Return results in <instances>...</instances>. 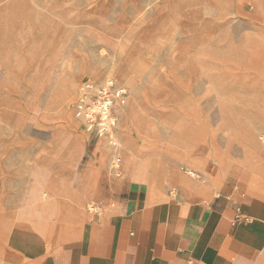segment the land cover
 I'll return each instance as SVG.
<instances>
[{
  "label": "rangeland",
  "instance_id": "rangeland-1",
  "mask_svg": "<svg viewBox=\"0 0 264 264\" xmlns=\"http://www.w3.org/2000/svg\"><path fill=\"white\" fill-rule=\"evenodd\" d=\"M263 3L0 0V252L31 217L110 215L133 185L187 201L173 170L212 198L219 183L245 182L264 164ZM107 78L130 91L116 148L74 115L83 85ZM127 144L160 185L125 174ZM100 167L89 191L85 171ZM45 191L68 211L54 214Z\"/></svg>",
  "mask_w": 264,
  "mask_h": 264
},
{
  "label": "crops",
  "instance_id": "crops-1",
  "mask_svg": "<svg viewBox=\"0 0 264 264\" xmlns=\"http://www.w3.org/2000/svg\"><path fill=\"white\" fill-rule=\"evenodd\" d=\"M127 146L121 145L119 152L122 162L123 157L129 161L125 174L160 185L163 178L152 174L155 168L158 172L156 164L135 166L136 149ZM188 164L184 172L195 177L191 173L198 166ZM101 167L85 171L89 191L99 182ZM173 171L183 193L193 194L187 201L133 185L118 200L117 212L103 217L81 212L73 224L68 222L65 235L59 221L52 225L45 217H31L9 233L0 264H187L189 259L195 264H264V164L243 183H219L213 198L207 185ZM2 226L8 227L4 221ZM25 237L37 246L24 245Z\"/></svg>",
  "mask_w": 264,
  "mask_h": 264
},
{
  "label": "built area",
  "instance_id": "built-area-1",
  "mask_svg": "<svg viewBox=\"0 0 264 264\" xmlns=\"http://www.w3.org/2000/svg\"><path fill=\"white\" fill-rule=\"evenodd\" d=\"M129 98V89L118 79L89 82L83 85L75 101L74 115L88 135L116 148L117 129ZM187 264H195V261L189 259Z\"/></svg>",
  "mask_w": 264,
  "mask_h": 264
},
{
  "label": "bare ground",
  "instance_id": "bare-ground-1",
  "mask_svg": "<svg viewBox=\"0 0 264 264\" xmlns=\"http://www.w3.org/2000/svg\"><path fill=\"white\" fill-rule=\"evenodd\" d=\"M263 6H264V3H263ZM127 166H129V161L128 160L126 162V165L124 166V170L127 169ZM117 170H119V168ZM170 178H171V182L174 185H176L178 187H181V182L178 179V175L172 174V176ZM44 194H46V198H45L46 200H42V201H43L44 205L48 206L52 210V212L54 214L61 215V213L63 211H68L69 208L67 207V205H62L63 201H60L57 198H55V196L52 193H48V192L45 191ZM80 215H81V213H80ZM58 220H59V224L61 226V233L64 234L67 231L66 223H68V222H66L62 218H60ZM44 224L45 225L48 224L47 221H46V223L44 222ZM7 228L8 227L3 226V230L6 231V232H7ZM20 242H22L21 238H20ZM22 243H24V245H26L28 247H36L37 246L35 242H33L30 238H26V237L23 239Z\"/></svg>",
  "mask_w": 264,
  "mask_h": 264
}]
</instances>
